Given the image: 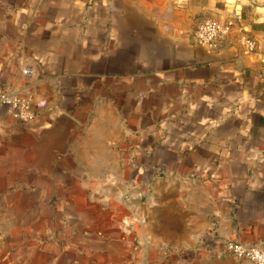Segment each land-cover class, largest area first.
<instances>
[{
    "label": "crops",
    "instance_id": "0c3cea01",
    "mask_svg": "<svg viewBox=\"0 0 264 264\" xmlns=\"http://www.w3.org/2000/svg\"><path fill=\"white\" fill-rule=\"evenodd\" d=\"M0 93V264H253L264 0H0Z\"/></svg>",
    "mask_w": 264,
    "mask_h": 264
},
{
    "label": "built area",
    "instance_id": "2783aa9c",
    "mask_svg": "<svg viewBox=\"0 0 264 264\" xmlns=\"http://www.w3.org/2000/svg\"><path fill=\"white\" fill-rule=\"evenodd\" d=\"M231 26V23L224 24L210 17L204 18L199 22L195 30V40L199 44L217 48L219 41L229 33ZM243 41L249 51L255 49L253 40L245 37ZM46 104V101L32 104L28 99L20 95L0 93V105L7 106L9 113L22 121L34 119L46 107ZM217 246L220 253L247 259L253 264H264V244L262 243H245L243 241L218 238Z\"/></svg>",
    "mask_w": 264,
    "mask_h": 264
},
{
    "label": "water",
    "instance_id": "95a60500",
    "mask_svg": "<svg viewBox=\"0 0 264 264\" xmlns=\"http://www.w3.org/2000/svg\"><path fill=\"white\" fill-rule=\"evenodd\" d=\"M229 240H232V239H229ZM232 241H238V240H232Z\"/></svg>",
    "mask_w": 264,
    "mask_h": 264
}]
</instances>
